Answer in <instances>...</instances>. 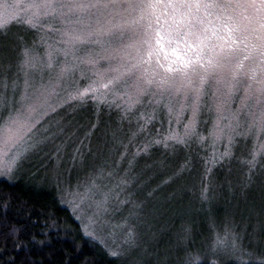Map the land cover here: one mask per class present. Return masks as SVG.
<instances>
[{
    "label": "rangeland",
    "instance_id": "rangeland-1",
    "mask_svg": "<svg viewBox=\"0 0 264 264\" xmlns=\"http://www.w3.org/2000/svg\"><path fill=\"white\" fill-rule=\"evenodd\" d=\"M70 2L0 0V5H19L0 8V12L19 16L0 29V161L11 159L18 151L23 153L16 166L10 172L0 170V176L16 178L23 164L49 165L50 159L58 174L83 166L85 160H97L95 168L87 173H66V182L62 181L60 188L62 201L78 217L84 232L105 243L111 251L122 252L126 248L131 253L136 248L143 250L144 244L147 245L144 249L149 251V245L156 242L152 232L155 222L165 223L162 235L164 231H172L173 226L168 228L166 220L174 216L165 215L174 207L171 201L175 202L178 197L176 202L182 215L196 216L201 202L211 199L209 192L218 188L204 181L199 194L193 190L192 200L188 202L183 201L185 189L182 187L173 192L168 186H155L146 191V199L137 193L134 200L133 184L149 188L158 174L138 167L145 159L136 152L135 143L123 142V135H119L123 121L139 124L140 131L148 123L159 122L164 125L160 132L162 140L194 142L209 148L215 157L230 155L233 143L240 137L235 144L240 148L250 147V158L257 160L264 153V130L254 122L264 111V95L260 92L264 88V59L259 54L262 41L259 34L251 32L234 31L229 36L224 27L225 23L233 28L239 24L243 29L246 25L254 26L255 21L249 25L239 17L223 23L213 19L210 32L215 29L216 36L210 43L216 46L217 53L223 47V53L216 57L222 67L209 76L197 94L193 88L199 87V78L204 75L199 65L195 66V71L189 69L187 78H182L178 73L157 67L155 59L151 64L139 63L145 52L142 40L149 20L146 15L141 18L139 9L127 5L147 0H76L83 4L120 7L72 11L27 7ZM163 11L158 10V14ZM29 20L35 27L28 23ZM152 23H155L154 18ZM34 33H38L37 40ZM242 35L248 39L244 41ZM203 56L205 59L212 57V51L205 49ZM145 70L150 75L155 73L154 81L165 77L170 84L163 87L155 82L146 84ZM85 91L81 98L78 93ZM89 100L95 103L90 109L86 107ZM104 103L112 106L102 107ZM92 110L98 115L94 123L87 115L93 114ZM114 112L119 121L116 125L111 123ZM132 112L133 117H122ZM10 116L17 119L13 128L18 131L13 136L14 143L12 140L5 143L2 129ZM84 137L88 140L83 141ZM29 145L35 147L29 148ZM68 145L74 147L69 164L65 158ZM25 148L29 150L24 151ZM170 149L165 151L167 156L172 153ZM4 152L6 156L2 155ZM144 154L151 156V153ZM40 171L42 182L49 176L58 179L54 171ZM165 174L169 177L167 171ZM168 179L164 181L171 184ZM225 180L230 187L225 186L224 192L222 187L217 202L230 211L224 213L220 223L208 222L211 232L203 236L200 243L205 244L206 253L216 261L234 258L260 261L255 248L264 238L261 231L264 223L260 221L264 219L261 213L264 210V173L248 172L241 177L230 173L225 175ZM212 196V199L216 197ZM154 209L160 214L158 218L154 217ZM184 236L174 233L173 229L166 245L177 246L180 241L185 244ZM159 243H156L158 247ZM162 253L167 255V251ZM186 259L184 257L179 263L183 264Z\"/></svg>",
    "mask_w": 264,
    "mask_h": 264
},
{
    "label": "trees",
    "instance_id": "trees-1",
    "mask_svg": "<svg viewBox=\"0 0 264 264\" xmlns=\"http://www.w3.org/2000/svg\"><path fill=\"white\" fill-rule=\"evenodd\" d=\"M33 36L36 40L38 39V33H34ZM91 104L95 103L89 100L86 107L89 108ZM106 105L110 104H101L102 107ZM87 115L92 117V123L98 119L96 110L93 114ZM128 115L133 117L134 113L122 117L128 119ZM117 120L118 115L114 112L111 115L112 125L118 124ZM128 124L129 122L123 121L124 127L120 129L121 134L119 135H123V142H126L125 144L135 143L136 152L142 156L141 159H145L138 163L140 169H151L158 174L149 184L151 185L149 188H141L137 186L140 184H133L135 187L132 190V193L135 192L134 200L139 193L140 198L146 199V191L155 186H168L173 192L176 188H184L183 201L190 202L191 192L196 190L198 193L204 181L211 182L214 187L217 185L219 192L216 189H212V193L209 192L211 199L201 202L196 216L182 215L183 212L176 202L178 197L175 202L171 201L174 207L171 205L173 208L166 211L165 215L174 216L173 219L166 220L168 228L173 226L170 229L172 231H164L165 235H162V226L165 223L155 222L152 232L156 236V242L149 245V251L144 249L147 246L144 244L142 245L143 250L136 248L129 253L125 248L126 252L124 249L122 252H113L105 243L84 232L78 217L61 198V182H66V173L73 172L76 175L80 171L87 173L95 168L97 160H85L83 166L73 167L70 170L65 169L66 171L62 174L54 170L52 159L49 160V165L44 163L45 166L37 167L33 163L23 164L16 178L0 176V264H180L179 261L184 257L187 259L183 264H264V238L255 248L260 254V261L250 259L238 261L235 258L223 262L216 261L206 253L205 244L200 243L202 237L211 232L208 222L220 223L224 218V213L230 211L226 206H221V203L217 202L222 194V187H224L223 192L226 190L225 186L230 187L229 181L225 180V175L231 173L241 177L248 172L249 174H263L264 153L257 160L250 158L252 155L250 147L246 145L240 148L235 144L240 141L239 137L233 143L230 155L228 153L225 156L215 157L209 148L194 142L179 143L162 140L160 132L164 125L159 122L148 123L142 131H140L139 124H134L135 126ZM82 140H88V137ZM168 147H171L172 151L170 156L165 154ZM73 148H70V145L67 147L65 158L68 164L73 158ZM144 153H151V156ZM28 160L31 161L32 158ZM164 163L168 164V167ZM45 169L54 171L58 179H50L49 176L42 182L40 170ZM165 171L168 172L169 177H165L167 176ZM167 178L172 182L171 184L164 181ZM213 194L216 195L214 199H212ZM136 202L139 201L136 200ZM154 211L156 212L154 217L158 218L160 214L155 209ZM174 212H177V215ZM261 213L264 215V210ZM260 221L264 223V219ZM173 229L174 233H179L181 237L185 235V244L180 241L177 246L175 244L166 245ZM261 229L264 232V226ZM158 242L161 244L159 247L156 245ZM163 251H167V255H164Z\"/></svg>",
    "mask_w": 264,
    "mask_h": 264
},
{
    "label": "snow or ice",
    "instance_id": "snow-or-ice-1",
    "mask_svg": "<svg viewBox=\"0 0 264 264\" xmlns=\"http://www.w3.org/2000/svg\"><path fill=\"white\" fill-rule=\"evenodd\" d=\"M14 7H19V5H0V8L3 9ZM27 7L34 9H52L53 11L57 8H68L69 11H72L90 7H120V5L99 3L83 4L76 2V0H71V2L67 4L60 3L57 5L53 3H44L40 5L31 4ZM127 7L139 9L141 18H145L146 15L149 20L142 40L145 52L139 63L151 64L155 59L157 67L164 69L165 72L178 73L182 78H187L189 69L195 71V66L199 65L204 70V75H201L199 78V87L193 88L197 94L203 88L209 76L222 67L216 57H218L220 53H223L224 49L221 46L220 53H217L216 46L210 43L211 39L216 36L215 29H212L210 32L213 19L223 23L224 21H234L239 17L248 21L249 25H251L252 21H255L254 26L250 27L246 25L243 29L240 28L239 24L233 28L225 23L224 27L229 36H231L234 31L241 34L244 32L259 34V39L262 41L259 47V54L261 58L264 59V0H224V2H218V0H168L167 3L160 2V0H147V2L138 4H128ZM161 9L164 11L158 14V10ZM248 13H251V15H247ZM161 17H163V21ZM18 18L19 16L16 13L10 14L9 12H0V29L6 28ZM153 18L155 19L154 24L152 23ZM28 23L35 27L32 20H29ZM161 32H163V35H161ZM242 39L246 41L248 36L242 35ZM181 41L184 43L186 50L193 53V57L191 59L168 61V66L165 67L159 60V54L164 50V45H171L172 43L179 44ZM253 47L255 48V46ZM205 49H210L212 51V57L207 59L204 58L203 53ZM114 71L118 72L119 70L114 69ZM144 76L145 83L148 85L154 82L160 87L170 84V81L165 77H161L158 81H154L152 78L155 76L154 72L150 75L147 70H145ZM188 84H192L190 79L188 80ZM177 90L179 91V89ZM86 91L78 93V95L83 98ZM260 92L261 95H264V88H261ZM22 99L24 98L22 97ZM254 122L258 124L261 130H264V111H261L259 116L254 118ZM16 123L17 119L11 116L5 122L2 129V132L5 134V143H8L10 140H12L13 143L15 142L13 136L18 129H14L13 125ZM31 127H34V125ZM173 138L175 139V137ZM32 147H35V145H29V148ZM28 150V148L24 149V151ZM2 155L6 156L7 153L4 152ZM22 155L23 153L18 151L11 159L0 161V170L10 172L16 166L17 161Z\"/></svg>",
    "mask_w": 264,
    "mask_h": 264
},
{
    "label": "flooded vegetation",
    "instance_id": "flooded-vegetation-1",
    "mask_svg": "<svg viewBox=\"0 0 264 264\" xmlns=\"http://www.w3.org/2000/svg\"><path fill=\"white\" fill-rule=\"evenodd\" d=\"M161 35H163V32H161ZM235 42H238V40H235ZM192 57L193 53L186 50L185 45L182 41L179 44H165L164 50L159 54V60L162 64L165 65V67L168 66V61H176L178 59H191Z\"/></svg>",
    "mask_w": 264,
    "mask_h": 264
}]
</instances>
